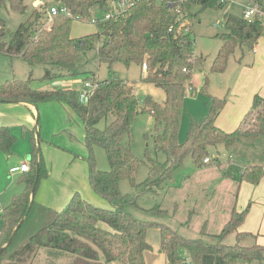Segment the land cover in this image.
I'll return each instance as SVG.
<instances>
[{"label": "trees", "instance_id": "1", "mask_svg": "<svg viewBox=\"0 0 264 264\" xmlns=\"http://www.w3.org/2000/svg\"><path fill=\"white\" fill-rule=\"evenodd\" d=\"M48 1L67 7L73 17H55L52 25L47 27L44 17L52 7ZM121 1L133 2V5L125 12H113V18L96 25V37L106 39L97 50V58L110 68L116 64H137L143 70L146 66L143 80L163 89L166 100L160 104L147 97L142 106L134 85L115 75L99 81V87L87 104L80 102L76 91L62 88L35 90L31 86V78L28 81L15 79L0 86V103L37 107L58 103L77 117L85 132L89 184L111 206V209L99 208L79 192L61 211L37 203L36 192L40 183L48 178L49 168L40 149V132L38 145L37 132L32 130L29 171L20 178L24 190L0 214L4 221L0 234V264H63L60 261L65 260L69 261L67 264H104L101 256L107 263L147 264L145 253L150 249L147 242L150 228L161 232L166 264H182L184 253L193 264H202L205 255H220L228 261L247 263L264 261V246L253 242L245 244L247 238L253 237L252 234L237 232L236 242L230 246L221 241L238 230L247 209L240 214L233 212L222 233L214 236L219 243H208L204 239H186L165 224L138 219L127 209L129 206L138 208L137 197L129 199L120 190V182L128 180L135 187L143 186L140 193H155L154 188L170 181L173 171L187 158H191L198 167H207L214 163H211L212 150L219 153L221 149L231 157L237 152L242 156L244 151H248V155L240 157L241 162H246L241 172L242 181L258 185L264 178V162H258L260 157L249 153L258 147H263L261 152H264V98L258 94L235 131L225 132L216 125L226 100L214 99L205 120L193 121L185 142L178 140L187 90L196 91L192 83L193 72L202 60L194 54L191 21L197 13L193 9L197 6L203 10L222 8L226 3L221 0H47L33 11L31 18L34 21L19 25L10 43L2 40L6 31L5 21L0 20V54L19 58L31 67L42 66L48 80L60 81L79 76L77 63L81 43L78 44L79 41L71 36L75 18L84 21L100 19L113 11L112 3ZM257 1L264 11V0ZM6 4L17 13L25 14L27 11L24 0H0V9ZM224 26L227 33L221 36L223 46L214 71L223 70L236 48L256 49L264 34L263 21L258 18L247 20L243 15L227 14ZM90 80L95 82L96 78L87 81ZM143 113L153 116L155 148L166 155L167 161L165 164L150 161L147 180L137 185L140 161L131 149V128L134 120ZM38 121L40 126V117ZM16 142L17 137L11 130L0 126V153L10 157ZM96 148L105 151L109 170L98 169ZM207 158L209 163H205ZM251 158L254 160L252 163ZM144 212L152 217L165 215L161 207ZM22 220L16 236L8 245Z\"/></svg>", "mask_w": 264, "mask_h": 264}, {"label": "rangeland", "instance_id": "2", "mask_svg": "<svg viewBox=\"0 0 264 264\" xmlns=\"http://www.w3.org/2000/svg\"><path fill=\"white\" fill-rule=\"evenodd\" d=\"M38 1L41 2L38 5L40 6L47 0H24V4L27 6L25 14L11 10L9 4L0 9V20L5 21L6 31L2 39L3 42L10 43L12 41L20 24L34 21L31 16L38 7L35 5ZM48 2L51 4L50 6L57 5L51 1ZM246 6L252 7L253 1L228 0L222 8L213 7L203 10L197 6L193 9V12L197 13V17L191 21L195 40L194 54L202 60L193 72L192 83L196 91L191 92L184 102L178 134L180 143L185 142L193 121L202 122L205 120L214 99L226 100L222 112L225 110V113L229 114L232 107L235 109L237 104H245L246 93L249 89H257V94L261 97L264 96V34L259 40L257 49L249 50L246 46L236 48L229 56L223 70L214 71V67L218 64L217 57L223 46L221 36L227 33L224 26L225 16L227 14L242 16ZM44 18L47 21V27L52 25L53 21L49 14ZM97 33V26L91 22L75 21L72 25L71 36L79 41L78 44L81 43L78 49L77 63L79 76L61 79V85L54 86V80L45 79L46 71L42 66L31 67L19 58L12 59L0 54V86L15 79L28 81L31 78V86L35 90L62 88L80 93L87 80L95 77L101 82L115 75L134 85L135 94L142 106L147 97L163 104L166 100L164 90L143 80L145 72L141 66L116 64L110 68L109 65L99 62L97 50L106 39L104 37L98 39ZM8 127L18 140L10 157L0 153L1 209L7 208L12 199L23 192L24 187L20 183L22 176L20 168L24 163L29 165L28 158L32 153L29 132L21 125ZM131 133V149L140 161L136 184L142 185L148 178L150 161L165 164L167 157L155 148V120L150 113H143L134 120ZM262 148L258 147L249 153L258 155L260 157L258 162L263 163ZM222 152L217 153L212 150L210 153L211 163H213L212 161L214 163L209 167H198L191 158H187L173 171L170 181L154 188L155 193H140L143 186L135 187L128 180L121 181L122 194L128 196L129 199L136 196L138 208H141L138 210L137 207L129 206L128 211L138 219L165 224L186 239H204L208 243H219V239L214 236L222 233L225 223L230 219L229 208L234 202L231 191L239 185L241 170L246 166V162H241L240 157L244 158L245 155H248V151H244L242 156L240 152H237L234 157H231L225 150ZM95 159L99 170H109V162L103 149H95ZM250 160V163L254 161L252 158ZM221 163L223 168L219 166ZM104 202L105 206H99V208L111 209L110 204L105 200ZM155 207H161L165 211V215L152 217L144 212V210ZM2 225L3 219L0 217V232ZM236 234L237 230L223 237L221 241L230 246L236 242ZM147 242L150 249L145 253L146 263L166 264L167 256L161 247L160 230L157 228L148 229ZM245 244L251 245V242L247 241ZM210 257L217 259L216 256ZM258 263L262 262H253V264ZM105 264L121 263L106 262Z\"/></svg>", "mask_w": 264, "mask_h": 264}, {"label": "crops", "instance_id": "3", "mask_svg": "<svg viewBox=\"0 0 264 264\" xmlns=\"http://www.w3.org/2000/svg\"><path fill=\"white\" fill-rule=\"evenodd\" d=\"M40 3L38 1L35 5L38 6ZM53 85L60 86L61 81H54ZM257 91V89H249L245 104H237L235 109L232 107L229 114L225 113V110L221 111L222 114L218 116L216 125L225 132L235 131L250 110ZM0 118H3L0 120V126L21 125L29 134L32 130H36L40 132V137L42 136L40 149L49 168V176L40 183L35 196L37 203L61 211L73 195L79 192L91 204L97 207L105 206L104 200L92 190L89 184V165L85 160L87 155L85 132L73 113L58 103L39 107L23 103H0ZM221 152L222 149L219 153ZM28 160L30 164V157ZM219 166L223 168L222 163ZM231 192L234 202L229 208L230 219L225 225L231 220L233 212L240 214L247 209V215L237 232L253 235L252 238H247L245 243L248 241L264 246V178L258 185L241 180L236 189H232ZM210 256H216L217 259H212L215 257ZM57 260L60 261L58 258ZM100 260L106 263L103 256ZM60 263L67 264L69 261H60ZM202 264H253V262L228 261L220 255H205ZM261 264H264V261Z\"/></svg>", "mask_w": 264, "mask_h": 264}, {"label": "built area", "instance_id": "4", "mask_svg": "<svg viewBox=\"0 0 264 264\" xmlns=\"http://www.w3.org/2000/svg\"><path fill=\"white\" fill-rule=\"evenodd\" d=\"M253 1V6L252 7H244L243 10V16L245 19L247 20H253L258 18L259 20L264 19V11L262 9L261 4L257 1V0H252ZM222 3H227L228 0H221ZM133 5V2H125V1H121V2H114L112 3V8L113 11L110 13H107L106 15H104L102 18H93L90 21H84L80 18H75L76 21L78 22H91L92 24L97 25L99 22H105L110 20L111 18H113L114 13L113 12H125L129 7H131ZM58 16H65V17H73L71 11L65 7V6H52L49 10V17L53 20V18L58 17ZM51 20V21H52ZM216 26V25H215ZM143 70H146V66H143ZM99 81L96 79V81L94 82L93 80L90 81H86L84 84V89L82 90V92L78 93L79 94V100L81 103L83 104H87V102L89 101V98L92 96V94L94 93V91L96 90V88L99 87ZM191 91L190 89L187 90V96L190 95ZM209 159H205V163H209ZM29 171V165H23L20 168V172L21 173H25ZM3 212V209L0 208V214ZM182 264H193L191 258L184 253L182 255Z\"/></svg>", "mask_w": 264, "mask_h": 264}, {"label": "water", "instance_id": "5", "mask_svg": "<svg viewBox=\"0 0 264 264\" xmlns=\"http://www.w3.org/2000/svg\"><path fill=\"white\" fill-rule=\"evenodd\" d=\"M37 141H38V143L40 142L38 131H37ZM36 180H38V176H37ZM22 222H23V220H22L21 223L18 225L17 229L14 231L13 235L11 236V238H10V240H9V242H8V245L13 241V239H14V237L16 236V234H17V232H18L20 226L22 225ZM8 245H7V246H8ZM1 253H2V251H0V255H1Z\"/></svg>", "mask_w": 264, "mask_h": 264}]
</instances>
